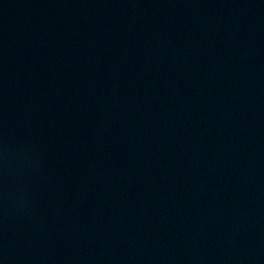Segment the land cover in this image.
I'll list each match as a JSON object with an SVG mask.
<instances>
[{
	"label": "water",
	"instance_id": "95a60500",
	"mask_svg": "<svg viewBox=\"0 0 264 264\" xmlns=\"http://www.w3.org/2000/svg\"><path fill=\"white\" fill-rule=\"evenodd\" d=\"M0 264H264V0H0Z\"/></svg>",
	"mask_w": 264,
	"mask_h": 264
}]
</instances>
